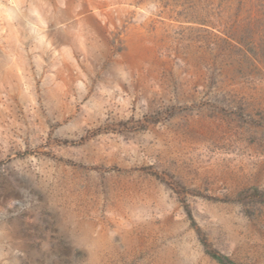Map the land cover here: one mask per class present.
Masks as SVG:
<instances>
[{"label": "rangeland", "instance_id": "374dc122", "mask_svg": "<svg viewBox=\"0 0 264 264\" xmlns=\"http://www.w3.org/2000/svg\"><path fill=\"white\" fill-rule=\"evenodd\" d=\"M252 187L264 0H0V264H264Z\"/></svg>", "mask_w": 264, "mask_h": 264}, {"label": "trees", "instance_id": "16d2710c", "mask_svg": "<svg viewBox=\"0 0 264 264\" xmlns=\"http://www.w3.org/2000/svg\"><path fill=\"white\" fill-rule=\"evenodd\" d=\"M250 190L255 195H264V192L261 191L258 187H252L250 189H244V190H242L240 192V194L247 193ZM189 215H190L191 219H193L192 216H191V214H190V212H189ZM202 242H203L204 246L206 247L207 253L212 258L216 259L219 263H221V264H239V263L233 261L229 256L224 255V254H221V253H219V252H217L215 250H211V249L207 248L208 247V244H207L206 240H203L202 239Z\"/></svg>", "mask_w": 264, "mask_h": 264}]
</instances>
